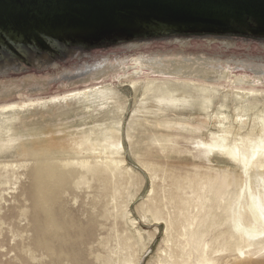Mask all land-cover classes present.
I'll return each instance as SVG.
<instances>
[{
	"label": "rangeland",
	"instance_id": "1",
	"mask_svg": "<svg viewBox=\"0 0 264 264\" xmlns=\"http://www.w3.org/2000/svg\"><path fill=\"white\" fill-rule=\"evenodd\" d=\"M148 78L0 98V264H198L206 243L214 264H264V232L241 255L220 208L229 200L264 231V210L250 212V195L264 197V169L244 172L210 146L222 134L215 111L236 105L222 94L243 92L245 104L262 108L264 87L192 80L218 88L219 99L194 96L178 111L157 92L134 99L132 81ZM107 84L119 102L79 99L87 87ZM242 119H232L225 143L248 147L264 137L251 112ZM107 157L123 164L112 170ZM146 215L157 219L147 223ZM133 219L142 242L131 233Z\"/></svg>",
	"mask_w": 264,
	"mask_h": 264
},
{
	"label": "water",
	"instance_id": "2",
	"mask_svg": "<svg viewBox=\"0 0 264 264\" xmlns=\"http://www.w3.org/2000/svg\"><path fill=\"white\" fill-rule=\"evenodd\" d=\"M0 16L51 26L0 27V98L122 76L264 87V0H0Z\"/></svg>",
	"mask_w": 264,
	"mask_h": 264
},
{
	"label": "bare ground",
	"instance_id": "3",
	"mask_svg": "<svg viewBox=\"0 0 264 264\" xmlns=\"http://www.w3.org/2000/svg\"><path fill=\"white\" fill-rule=\"evenodd\" d=\"M125 78H131V76L120 77V79H125ZM192 80L194 79H176V78L159 79V77H154V78H148L147 82L144 84H140V83L135 84L133 81L132 84L131 83L130 84L136 94L134 97L135 100L139 97V95H145L148 92H157V95H153L154 97H157L159 100H161V102H163V104H165L166 107L178 111H186L190 107V100L194 96H200L202 100H206L208 102L213 99L215 100L219 99L217 98L218 93L220 92L218 88L202 86V85L200 86L198 85L199 83H196L195 86H192ZM202 81L203 80H201V82ZM206 82L210 83L211 81H206ZM113 92L118 94L120 93L119 91L113 89L112 86L109 84L87 87L84 90V92L80 95L79 99H81L86 106L95 105L96 103L109 104V103L119 102L120 100L117 97L113 96ZM233 96L236 98H233L229 94L224 93L222 94L221 97V99L224 101L226 99H230L231 101L233 100L236 101L235 103L236 105L233 107L234 109L232 113L231 111L222 109L215 111L214 114L215 116H212L214 118V121L218 122L222 126V129H220V131H222V134L220 135L221 137L218 141L210 144L211 149H214L215 151H219L224 155H226L230 159V161L234 163V165H240V167L243 168L244 172H248L250 169L254 168V166H258L260 169H264V137L263 138L258 137L257 142L250 143L248 147H245V144L243 142L238 143L236 141H233V143L230 145L225 143L226 140L225 132H227L228 128L235 127V125H231L232 119H234L235 122L242 124L244 123L242 117L248 116V112H251L254 115V120L257 123H260L261 126L260 131L264 133V104L262 108H256V104H257L255 103L256 101L249 104H245L243 98L246 96V94L243 92H234ZM123 97L124 96H122V98ZM44 103H46V101ZM222 105H226V104L224 103ZM124 107L125 106L123 104L120 105L122 111L124 110ZM209 115H211V113H209ZM226 122L229 124V126H225ZM237 129H240L238 125H237ZM239 145H241V147ZM242 149H244V151H241ZM105 163L113 170V169H117L119 166L123 164V159L107 157L105 159ZM248 175L249 174H247V176ZM250 200H251L250 202L251 217L254 218L256 210H264V197L262 198L261 201H258L257 199L252 198V196L250 195ZM220 208L223 211L222 220L224 224H226L227 227L230 229V233H231L230 237L232 238L233 236L237 235L241 243V248L239 249L238 252L241 255H243L245 249L250 250L252 245L255 243V241L264 231L253 227V223L248 218H246L241 214L240 208L236 209L232 207V204L229 200L223 202L220 205ZM143 218L147 223L148 222L150 223L157 219L156 217H151L149 215H146ZM135 220L133 219L129 223L131 226V233L138 239L139 242H142L145 234L142 232L143 230H141L138 227L139 224L136 225L137 223ZM263 223H264V217H263ZM148 240L149 239L147 238L146 241ZM206 250H210L208 243L205 244L204 250H202V252H204V256L201 257V260L198 262V264H214L211 256L208 258L205 257L207 256L205 255V252L207 253ZM212 252L213 253L217 252L218 254V249ZM184 259L185 258H183L182 260Z\"/></svg>",
	"mask_w": 264,
	"mask_h": 264
},
{
	"label": "snow or ice",
	"instance_id": "4",
	"mask_svg": "<svg viewBox=\"0 0 264 264\" xmlns=\"http://www.w3.org/2000/svg\"><path fill=\"white\" fill-rule=\"evenodd\" d=\"M214 3L220 6L239 5L247 2V0H213ZM242 22V21H240ZM8 23L13 29H32L36 27L51 28L50 25L41 23L34 19H20L11 22H5L3 16H0V27ZM138 29L145 32H159L167 30L172 26V20L169 19H141L135 22Z\"/></svg>",
	"mask_w": 264,
	"mask_h": 264
}]
</instances>
